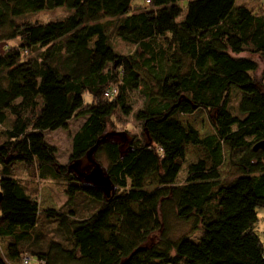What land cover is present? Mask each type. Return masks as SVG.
Returning <instances> with one entry per match:
<instances>
[{"label":"trees","instance_id":"16d2710c","mask_svg":"<svg viewBox=\"0 0 264 264\" xmlns=\"http://www.w3.org/2000/svg\"><path fill=\"white\" fill-rule=\"evenodd\" d=\"M132 1L0 0V264H23L25 253L38 264H264L255 231L264 208V148L255 150L264 142V10L236 0H147L149 9ZM57 8L71 14L17 20ZM112 36L134 53L118 54ZM133 93L143 98L135 114L143 138L122 146L106 130L117 113L131 114ZM199 110L214 130L206 137L186 120ZM73 118L85 120L70 160L92 152L103 162L109 197L57 167L44 139ZM225 148L235 172L228 184L219 172ZM19 168L62 178V209L40 211ZM81 197L93 206L85 217ZM172 216L202 235L169 238ZM42 220L57 225L59 241L36 233Z\"/></svg>","mask_w":264,"mask_h":264},{"label":"rangeland","instance_id":"374dc122","mask_svg":"<svg viewBox=\"0 0 264 264\" xmlns=\"http://www.w3.org/2000/svg\"><path fill=\"white\" fill-rule=\"evenodd\" d=\"M147 0H133L131 3V7H141L149 9V5L146 2ZM244 5L248 9L253 10L254 12H258V10H264V0H236L235 6ZM71 14L70 10L66 8H57L54 10H46L38 13H30L25 16H21L17 18L18 22H30V23H48L52 21H58L66 18ZM18 41H12L13 45H17ZM111 43L114 50L121 55H131L135 51V47L129 45L127 43L122 42L120 39L112 36ZM5 44H0V54H3V51L6 49ZM260 63V62H259ZM262 63V62H261ZM260 63V64H261ZM259 76H263L261 73V65L258 72ZM262 74V75H261ZM237 98L233 97L232 105L236 103ZM85 103H90V97H85ZM131 105L132 112L129 116H122L117 113L109 122V125L106 130V138L109 140L117 141L122 144V146H126L132 138H143L142 136V127L139 122L135 120V114L142 107L143 98L140 97L138 93H133L131 95ZM234 106V105H233ZM85 119L82 118H73L67 123L66 129H59L53 132H46L44 134V139L46 143L56 149V165L57 167L62 166L65 167L67 173L75 176L79 182V184H84V181L78 177L75 173V170L70 167L76 163L70 160L71 150H72V137L76 133V131L82 126ZM186 120L190 125H192L200 134L201 137H206L214 133L213 127L211 125L210 119L206 112L199 110L193 115L186 117ZM224 156L226 158L224 164L221 166L220 179L223 184L230 183L234 177L235 172L229 165V154L228 149H224ZM198 152L196 149L191 146H187L186 148V158L188 162H196L198 159ZM77 171L79 173L88 174L97 164L100 168L104 170L105 164L102 162L98 164L94 161L93 157L86 156L82 160L78 161ZM18 177L21 182L25 184H32L30 187L31 194L35 197L37 196L39 202L40 211L42 209H57L61 210L67 201L66 191L68 184L62 179H46L44 181L38 178L35 170H24L23 168L18 169ZM184 178V171L180 175V180ZM78 184V183H77ZM34 188V189H32ZM78 216L85 217L90 214L93 206L83 197L79 198L76 201ZM258 222L255 225V231L261 241L264 243V208H259L256 210ZM168 232L167 235L169 238L176 240L178 238L186 237L189 240H196L202 232L192 233L190 230V226L177 222L176 219L172 216L167 220ZM39 232L46 243L50 241H59L62 236L59 234L57 225L55 223L49 221H41L36 228V233ZM160 239V234L156 233L152 235L147 245H152L156 243ZM5 253L0 246V253ZM24 255L30 257L29 253H25ZM16 264H19L16 263ZM29 264H38L35 260H32Z\"/></svg>","mask_w":264,"mask_h":264},{"label":"water","instance_id":"95a60500","mask_svg":"<svg viewBox=\"0 0 264 264\" xmlns=\"http://www.w3.org/2000/svg\"><path fill=\"white\" fill-rule=\"evenodd\" d=\"M259 148L262 149L264 148V142H261L255 146V150ZM91 153L92 152H90L88 156H90ZM77 166L78 163L76 162L70 167V170L71 169L75 170L76 174L82 177L86 183H90L92 186L104 192L106 197L110 196L111 192L113 191V185L109 180V178L104 175L103 170L97 164H95V167L88 174L79 173L77 171ZM1 198H2V194L0 192V202H1Z\"/></svg>","mask_w":264,"mask_h":264},{"label":"built area","instance_id":"2783aa9c","mask_svg":"<svg viewBox=\"0 0 264 264\" xmlns=\"http://www.w3.org/2000/svg\"><path fill=\"white\" fill-rule=\"evenodd\" d=\"M112 94H114V91L112 92ZM106 96H109L110 93L107 92V94H105ZM32 258L29 257V256H24L22 261H23V264H29L31 262Z\"/></svg>","mask_w":264,"mask_h":264},{"label":"crops","instance_id":"0c3cea01","mask_svg":"<svg viewBox=\"0 0 264 264\" xmlns=\"http://www.w3.org/2000/svg\"><path fill=\"white\" fill-rule=\"evenodd\" d=\"M2 245H4V244H2ZM1 246V245H0ZM1 248L3 249V251L5 252V247L4 246H1ZM6 253V252H5ZM5 253L3 254L2 252L0 253L1 254V256H2V258H4L5 257Z\"/></svg>","mask_w":264,"mask_h":264}]
</instances>
